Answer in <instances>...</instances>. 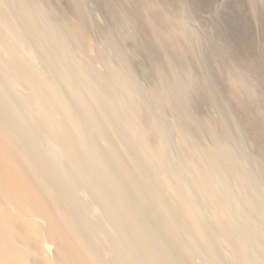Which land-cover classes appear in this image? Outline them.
Returning <instances> with one entry per match:
<instances>
[{
	"label": "bare ground",
	"instance_id": "6f19581e",
	"mask_svg": "<svg viewBox=\"0 0 264 264\" xmlns=\"http://www.w3.org/2000/svg\"><path fill=\"white\" fill-rule=\"evenodd\" d=\"M67 1L0 0V264H264L239 122L197 115L191 68L145 86Z\"/></svg>",
	"mask_w": 264,
	"mask_h": 264
},
{
	"label": "rangeland",
	"instance_id": "374dc122",
	"mask_svg": "<svg viewBox=\"0 0 264 264\" xmlns=\"http://www.w3.org/2000/svg\"><path fill=\"white\" fill-rule=\"evenodd\" d=\"M258 4L256 12L249 0H86L84 8L91 36L99 42L111 32L145 86L155 84L157 66L172 79L176 67L191 68L197 115L216 129L239 122L246 150L264 159V0ZM61 5L71 10L67 0Z\"/></svg>",
	"mask_w": 264,
	"mask_h": 264
}]
</instances>
